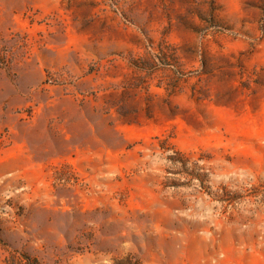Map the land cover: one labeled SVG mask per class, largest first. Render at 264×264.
Here are the masks:
<instances>
[{"label": "rangeland", "instance_id": "374dc122", "mask_svg": "<svg viewBox=\"0 0 264 264\" xmlns=\"http://www.w3.org/2000/svg\"><path fill=\"white\" fill-rule=\"evenodd\" d=\"M0 264H264V0H0Z\"/></svg>", "mask_w": 264, "mask_h": 264}]
</instances>
